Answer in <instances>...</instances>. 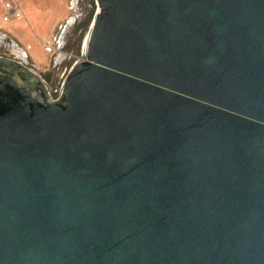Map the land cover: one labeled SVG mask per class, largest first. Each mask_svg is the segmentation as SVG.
<instances>
[{
    "label": "water",
    "instance_id": "water-1",
    "mask_svg": "<svg viewBox=\"0 0 264 264\" xmlns=\"http://www.w3.org/2000/svg\"><path fill=\"white\" fill-rule=\"evenodd\" d=\"M55 99L0 58V264H264V0H96Z\"/></svg>",
    "mask_w": 264,
    "mask_h": 264
},
{
    "label": "rangeland",
    "instance_id": "rangeland-1",
    "mask_svg": "<svg viewBox=\"0 0 264 264\" xmlns=\"http://www.w3.org/2000/svg\"><path fill=\"white\" fill-rule=\"evenodd\" d=\"M14 1L23 16L20 20L3 24L0 0V53L13 58L17 55L18 52L7 44L10 37V45L19 44L24 51L23 58H29V65L42 79L45 73H50L54 85L47 83L52 87L49 91H57L59 95L72 66L86 58L85 42L98 10L96 0ZM49 39L58 45L53 54L44 50Z\"/></svg>",
    "mask_w": 264,
    "mask_h": 264
},
{
    "label": "built area",
    "instance_id": "built-area-1",
    "mask_svg": "<svg viewBox=\"0 0 264 264\" xmlns=\"http://www.w3.org/2000/svg\"><path fill=\"white\" fill-rule=\"evenodd\" d=\"M2 8H3V15L1 17L3 24H9L13 20L17 21L20 20L23 16V13L20 9V6L14 0H2ZM58 45L56 44L55 40L49 39L44 46L45 52L49 54H53L56 50ZM61 45H59V48ZM75 63L72 68L76 65ZM71 68V69H72ZM62 91V89H61Z\"/></svg>",
    "mask_w": 264,
    "mask_h": 264
},
{
    "label": "flooded vegetation",
    "instance_id": "flooded-vegetation-1",
    "mask_svg": "<svg viewBox=\"0 0 264 264\" xmlns=\"http://www.w3.org/2000/svg\"><path fill=\"white\" fill-rule=\"evenodd\" d=\"M62 39V38H61ZM8 42L9 43H7L10 47H13V49L16 51V53H17V55H15V57L13 58V57H10V56H8V55H2L1 53H0V58H6V59H11V60H22V59H24V60H26V62H27V65H28V67H30V68H32V66H30L29 65V63H28V60L27 59H29V58H23V54H24V51H22L20 48H19V44L18 43H16V44H12V45H10V40H12L10 37L8 38ZM70 42V41H69ZM61 43H63V41L61 42ZM69 44H72V43H69ZM3 45V44H2ZM68 46V45H67ZM8 47V46H7ZM14 51V52H15ZM21 51V52H20ZM34 69V68H33ZM35 70V69H34ZM41 78H42V76H40ZM51 77H46L45 75H43V80L46 82V84L47 83H50V84H52V85H54V83H52V81H51V79H50ZM48 81V82H47ZM47 86H48V84H47ZM49 88H52V87H49ZM61 92V91H60ZM50 94H51V96L53 97V98H57L59 95H58V92L57 91H52V92H50Z\"/></svg>",
    "mask_w": 264,
    "mask_h": 264
},
{
    "label": "trees",
    "instance_id": "trees-1",
    "mask_svg": "<svg viewBox=\"0 0 264 264\" xmlns=\"http://www.w3.org/2000/svg\"><path fill=\"white\" fill-rule=\"evenodd\" d=\"M46 77H51L50 73H45L44 74Z\"/></svg>",
    "mask_w": 264,
    "mask_h": 264
}]
</instances>
